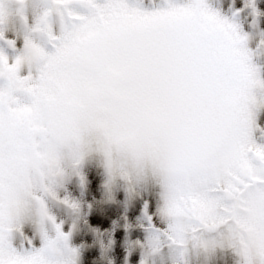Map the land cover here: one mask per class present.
Segmentation results:
<instances>
[{"label": "snow or ice", "instance_id": "1", "mask_svg": "<svg viewBox=\"0 0 264 264\" xmlns=\"http://www.w3.org/2000/svg\"><path fill=\"white\" fill-rule=\"evenodd\" d=\"M100 112L181 136L166 199L54 166ZM0 264H264V0H0Z\"/></svg>", "mask_w": 264, "mask_h": 264}, {"label": "rangeland", "instance_id": "2", "mask_svg": "<svg viewBox=\"0 0 264 264\" xmlns=\"http://www.w3.org/2000/svg\"><path fill=\"white\" fill-rule=\"evenodd\" d=\"M165 129L167 135H161ZM59 153L54 166L64 178L70 179L73 157L78 153L83 161H98L111 185L155 188L162 201L169 195L182 166L193 162L190 148L172 127L122 118L111 112L97 113L74 125L61 139ZM35 195L31 185L27 189L21 185L12 211L19 218H26V204Z\"/></svg>", "mask_w": 264, "mask_h": 264}, {"label": "trees", "instance_id": "3", "mask_svg": "<svg viewBox=\"0 0 264 264\" xmlns=\"http://www.w3.org/2000/svg\"><path fill=\"white\" fill-rule=\"evenodd\" d=\"M165 132H166V129H165V131H163V132L160 133V134L165 136V135H167V134H165ZM175 136H176V135H175ZM179 136H180V135H179ZM170 137H171V136H170V134H169L168 138H170ZM175 138H176V137L173 138L174 141H175Z\"/></svg>", "mask_w": 264, "mask_h": 264}]
</instances>
